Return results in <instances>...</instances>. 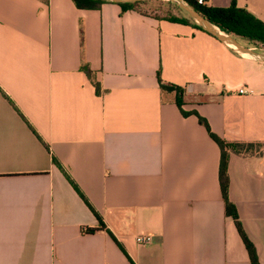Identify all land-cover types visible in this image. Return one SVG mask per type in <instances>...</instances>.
<instances>
[{
	"label": "crops",
	"instance_id": "obj_1",
	"mask_svg": "<svg viewBox=\"0 0 264 264\" xmlns=\"http://www.w3.org/2000/svg\"><path fill=\"white\" fill-rule=\"evenodd\" d=\"M206 2L264 23V0ZM194 112L263 143L230 154L228 196L264 264V61L112 1L0 0V264H252Z\"/></svg>",
	"mask_w": 264,
	"mask_h": 264
},
{
	"label": "trees",
	"instance_id": "obj_2",
	"mask_svg": "<svg viewBox=\"0 0 264 264\" xmlns=\"http://www.w3.org/2000/svg\"><path fill=\"white\" fill-rule=\"evenodd\" d=\"M45 1L48 2V0H45ZM73 1L75 2L76 6L80 9H100L103 4L110 2V0H73ZM186 1L196 11L202 14L206 19H208L212 24L218 27L221 31L227 34L234 35L237 38H240V39H243L249 42H255V43L264 45V23L260 21L258 18H256L253 14L248 12L247 10L239 8L234 2L229 7L220 8V7L210 6L206 2V0H204L202 3H199L198 0H186ZM147 3H148V0L135 2V3H119L118 5L122 8L123 12L134 10L143 15H148L147 13L143 12L140 9L141 6ZM165 20H169L171 22H176V23H181V24L191 25L194 28L200 31H203L209 34L210 36L214 37L212 34L206 32L201 26L195 23L188 16L186 12H184V15H181L180 17H175V18H170V19H165ZM82 69L87 74V76L92 81V83L94 84L96 93L98 95H101L103 92L102 87L100 83L96 80L94 72L89 68L87 64H84L82 66ZM158 80H159L160 88L162 90L170 91V92L174 91L176 93V96H177L176 102L178 106L181 108L183 104V95H184L183 88L176 86V85L164 83L161 78L160 71L158 72ZM183 114L187 115L188 113L183 111ZM193 114L198 116L200 124L206 128L210 137L218 144V146L221 149L222 155H221L219 179H220V184H221L222 196L225 202L226 215L228 217H231L234 220L238 233L241 239L243 240L246 246V249L249 253L251 263L260 264L256 249L254 245L252 244V242L247 237L243 229L242 223L240 221V218L238 216V213H237V210L234 204L229 200L228 160H229L230 154H235L240 157L260 156L263 153V143L224 140L212 132L208 122L204 118L199 116L196 112H194ZM69 180L74 185V187L77 189L76 185L72 182V180L71 179ZM94 213L99 220V226L96 228L85 227L83 229L85 233L93 234L97 231L105 229V225L101 217L95 211Z\"/></svg>",
	"mask_w": 264,
	"mask_h": 264
},
{
	"label": "water",
	"instance_id": "obj_3",
	"mask_svg": "<svg viewBox=\"0 0 264 264\" xmlns=\"http://www.w3.org/2000/svg\"><path fill=\"white\" fill-rule=\"evenodd\" d=\"M115 3H135L147 0H110ZM177 4L188 16L199 26H201L206 32L212 34L216 39L221 42L231 46L235 51L242 55H247L254 57L258 60L264 61V53L253 50L245 46L239 39L231 34H227L221 31L218 27L212 24L208 19H206L202 14L196 11L186 0H165Z\"/></svg>",
	"mask_w": 264,
	"mask_h": 264
},
{
	"label": "rangeland",
	"instance_id": "obj_4",
	"mask_svg": "<svg viewBox=\"0 0 264 264\" xmlns=\"http://www.w3.org/2000/svg\"><path fill=\"white\" fill-rule=\"evenodd\" d=\"M140 9L148 15L155 16L160 19H170L184 15V12L177 4L165 0H148V3L141 6ZM238 39L242 43L255 47L257 50L264 52V45L255 42H249L240 38Z\"/></svg>",
	"mask_w": 264,
	"mask_h": 264
},
{
	"label": "built area",
	"instance_id": "obj_5",
	"mask_svg": "<svg viewBox=\"0 0 264 264\" xmlns=\"http://www.w3.org/2000/svg\"><path fill=\"white\" fill-rule=\"evenodd\" d=\"M204 0H198L199 3H202ZM240 93H244L245 91L243 89L239 90ZM136 241L140 244H148L152 241L151 236H138L136 238Z\"/></svg>",
	"mask_w": 264,
	"mask_h": 264
}]
</instances>
